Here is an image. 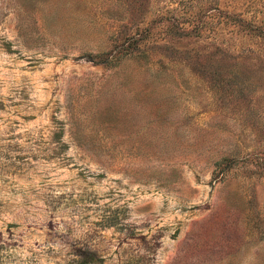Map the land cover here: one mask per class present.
<instances>
[{"label":"rangeland","instance_id":"rangeland-1","mask_svg":"<svg viewBox=\"0 0 264 264\" xmlns=\"http://www.w3.org/2000/svg\"><path fill=\"white\" fill-rule=\"evenodd\" d=\"M264 0H0V264H264Z\"/></svg>","mask_w":264,"mask_h":264},{"label":"trees","instance_id":"trees-1","mask_svg":"<svg viewBox=\"0 0 264 264\" xmlns=\"http://www.w3.org/2000/svg\"><path fill=\"white\" fill-rule=\"evenodd\" d=\"M229 18L231 19V24H234L239 29H241L244 34L248 37L257 38L264 42V28L254 25V23H250L248 20H244L243 18L238 16L237 14H230ZM80 258V264H89L85 258L78 256Z\"/></svg>","mask_w":264,"mask_h":264}]
</instances>
